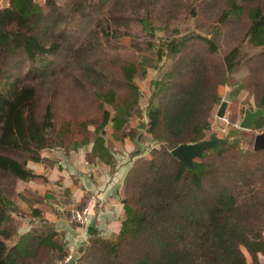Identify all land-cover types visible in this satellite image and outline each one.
Masks as SVG:
<instances>
[{"label":"trees","instance_id":"obj_1","mask_svg":"<svg viewBox=\"0 0 264 264\" xmlns=\"http://www.w3.org/2000/svg\"><path fill=\"white\" fill-rule=\"evenodd\" d=\"M182 15L191 26L178 24ZM148 69L157 78L141 109L137 80ZM239 72L236 92L264 109V0H8L0 8V264L65 262L70 250L54 223L42 217L20 231L14 200L28 203L16 188L37 178L28 163L45 164L43 150L92 143L86 161H110L109 125L114 140L136 146L121 225L115 238L86 239L78 264H259L264 150L240 148L230 132L192 168L170 153L211 134L218 88ZM263 127L264 117L252 129Z\"/></svg>","mask_w":264,"mask_h":264},{"label":"crops","instance_id":"obj_2","mask_svg":"<svg viewBox=\"0 0 264 264\" xmlns=\"http://www.w3.org/2000/svg\"><path fill=\"white\" fill-rule=\"evenodd\" d=\"M7 5L8 0H0V8ZM133 119L130 127L135 128L140 120ZM140 131L143 134L142 147L149 146L145 130ZM105 132L104 142L111 155L110 161L88 163L86 153L91 151L92 143L86 146L74 143L67 154L54 149L43 150L41 156L47 159L45 164L28 163L37 178L26 182L22 191L26 192L28 204L20 200L21 204L30 213L32 211L29 207H32L34 214L44 215V219L54 223L66 240L70 253L83 246L86 239L94 234L115 238L120 229L123 181L132 164L131 156L136 151V146L129 138L114 140L110 125L105 128ZM34 196L44 199L34 203ZM89 197H94L96 203L91 207L88 220L83 226H73L69 220L59 216L60 212L57 210L80 206ZM247 260L250 261L248 256ZM258 263L264 264V255L258 256Z\"/></svg>","mask_w":264,"mask_h":264},{"label":"rangeland","instance_id":"obj_3","mask_svg":"<svg viewBox=\"0 0 264 264\" xmlns=\"http://www.w3.org/2000/svg\"><path fill=\"white\" fill-rule=\"evenodd\" d=\"M41 1L44 2L45 0L44 1L41 0ZM178 24L181 27L191 26L192 20L190 19L186 20L185 15H182L179 18ZM163 35L164 34L162 32L159 33L160 37H163ZM128 40L129 39L123 40V42H125V44H128ZM241 76H242V73L239 72L238 74L234 75L231 78L229 85L220 86L218 88V94L221 97L219 106L224 101L226 95H229L231 97V101L227 103V107L225 109V114L223 118L220 119L216 116L219 106L215 109L213 121L211 125V131H212L211 133L213 132L216 133L217 137L219 138H225L230 135V132H233L235 133L234 138L240 142V148H243L245 150L247 148L253 147V140H254L255 135L264 131V127L260 131L253 130V129H251L250 131H245V130H241L239 128L234 127L235 123H238V124L240 123L243 117L244 109H250V110L257 109L256 106L254 105V102H253L254 100H253L252 95H250V93H248L246 90H239L238 92H236L237 91L236 81L240 79ZM156 78H157L156 71L152 69H148L146 73V77L143 80H137V85L140 91L139 106L141 109L145 108L146 103H147V98L150 95V86H149L150 81ZM133 120L138 121L137 119H133ZM229 140L231 141L230 137H229ZM156 146L157 145L153 146V148H156ZM26 185H27L26 182H18L16 190L20 192L24 189L23 187H26ZM22 192L25 193V191H22ZM14 202L15 204L17 202L16 206L23 214L21 218V222H22L21 227H20L21 232L29 229L31 223L39 221L44 216V215L39 216V213H35V214L30 213V211L21 204L22 202L20 201V199H15ZM68 208L57 210V212H60L59 216H62L64 219H67V221H68V215H69L68 212L70 211L68 210ZM75 251L76 250H74L73 252ZM73 252H71L68 256H70ZM65 263L67 262H64L63 264Z\"/></svg>","mask_w":264,"mask_h":264},{"label":"water","instance_id":"obj_4","mask_svg":"<svg viewBox=\"0 0 264 264\" xmlns=\"http://www.w3.org/2000/svg\"><path fill=\"white\" fill-rule=\"evenodd\" d=\"M231 101V97L226 95L224 101L220 104L216 116L223 118L227 103ZM264 117V109L257 108L255 110L244 109L243 117L239 123V129L250 131L255 122ZM229 137L219 138L216 133H211L208 138L192 144H181L171 150V155L182 162L186 168H192L194 166V160L200 159L205 151L212 148H217L220 145L228 143ZM253 150H264V131L255 135L253 140ZM83 252V246H80L75 252L70 255L67 264H78L81 253Z\"/></svg>","mask_w":264,"mask_h":264},{"label":"built area","instance_id":"obj_5","mask_svg":"<svg viewBox=\"0 0 264 264\" xmlns=\"http://www.w3.org/2000/svg\"><path fill=\"white\" fill-rule=\"evenodd\" d=\"M44 1V0H43ZM235 128H239V124L235 123L234 124ZM96 203V199L94 197H89L86 201V203L84 204L83 207L81 208H76V207H72L69 210V215H68V220L70 223L75 224L77 226H83L87 220H88V216H89V212L91 207ZM70 256L65 258V262L68 263Z\"/></svg>","mask_w":264,"mask_h":264}]
</instances>
